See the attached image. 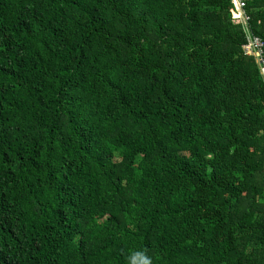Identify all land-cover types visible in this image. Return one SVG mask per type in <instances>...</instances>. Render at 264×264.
Returning <instances> with one entry per match:
<instances>
[{
  "label": "trees",
  "instance_id": "trees-1",
  "mask_svg": "<svg viewBox=\"0 0 264 264\" xmlns=\"http://www.w3.org/2000/svg\"><path fill=\"white\" fill-rule=\"evenodd\" d=\"M233 9L0 0V264H264V83Z\"/></svg>",
  "mask_w": 264,
  "mask_h": 264
},
{
  "label": "built area",
  "instance_id": "built-area-1",
  "mask_svg": "<svg viewBox=\"0 0 264 264\" xmlns=\"http://www.w3.org/2000/svg\"><path fill=\"white\" fill-rule=\"evenodd\" d=\"M231 2L234 8L231 19L235 24L239 23L243 26L244 42L241 49L246 56L254 60L264 83V39L251 32L250 17L245 10V0H231Z\"/></svg>",
  "mask_w": 264,
  "mask_h": 264
}]
</instances>
